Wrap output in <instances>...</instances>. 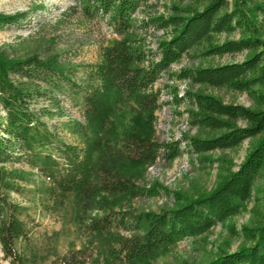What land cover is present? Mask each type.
I'll return each mask as SVG.
<instances>
[{
  "label": "trees",
  "instance_id": "16d2710c",
  "mask_svg": "<svg viewBox=\"0 0 264 264\" xmlns=\"http://www.w3.org/2000/svg\"><path fill=\"white\" fill-rule=\"evenodd\" d=\"M251 1L264 10L259 0H239ZM78 2L87 18L104 19L116 36L102 47L98 61L83 64L80 77L77 66L63 61L58 53L12 58L0 51V244L4 258L9 264L49 260L59 264H173L152 260L162 249L236 215L251 198L264 168V136L238 169L207 194L188 199L177 192L176 205L159 211L133 213L117 207L123 198L158 194L156 187L139 186L136 180L161 157L172 161L180 156L182 141L200 156L234 148L264 132V66L258 67L264 60V24L255 10L226 9L228 0H207V5L194 10L174 5L169 15L153 12V0ZM137 12L143 15L137 18ZM19 16L0 14V23ZM148 31H162L156 46L149 43ZM236 31L242 35L238 39L205 45L214 34ZM197 48L201 56L255 52L242 62L171 70ZM164 74L171 82L186 80L247 92L262 107L227 103L200 91L180 94L177 85L168 83L176 103L187 99L192 125L222 132L210 138L184 134L181 139L160 141L154 124L162 94L156 83ZM61 95L70 97L84 119H70L66 124L77 136L74 142L43 119L63 111ZM41 100L47 103L37 108ZM126 108L131 111L128 118ZM17 164L29 165L49 182L41 190L46 210L62 213L69 202H75L83 247L60 255L56 245L60 233L47 230L29 207L12 199V193H23L29 181L28 173ZM94 210L102 214L93 215ZM242 230L256 242L223 251L207 263L179 264H264V226Z\"/></svg>",
  "mask_w": 264,
  "mask_h": 264
},
{
  "label": "rangeland",
  "instance_id": "374dc122",
  "mask_svg": "<svg viewBox=\"0 0 264 264\" xmlns=\"http://www.w3.org/2000/svg\"><path fill=\"white\" fill-rule=\"evenodd\" d=\"M259 1L264 3L262 0ZM228 2L226 9L238 6L251 10L252 13L255 10L258 21L260 20L264 24V10H259L253 5L256 1L247 4L240 3L239 0H228ZM153 3L156 5L152 9L153 12L169 15L172 13L174 5L180 9H201L207 5V0H153ZM0 14L20 15L13 22L0 23V51H5L12 58L26 57L33 53H39L42 56L58 53L63 61L77 66L78 77L82 75L83 64L98 61L102 47L116 38L104 19L87 18L83 14L78 0H0ZM142 15V12H137L136 17L140 18ZM263 29L262 27V31H264ZM161 35L162 31H148L149 43L152 46L157 45V38ZM241 36L239 31L214 34L205 42V45L227 39H238ZM200 52L198 48L191 50L189 54L174 63L171 70H179L182 67L216 66L230 62H242L255 50L212 56H201ZM261 65L264 66V60L258 67ZM168 83L177 85L180 94L186 90L200 91L213 94L227 103H241L254 109L262 107L247 92L227 86L194 84L186 80L171 82L167 74H164L156 83V87L161 88L162 94L161 106L156 112L154 124L156 138L160 141L177 140L184 134L210 138L222 132L192 125L186 111L189 105L187 99L176 103ZM61 101L64 107L63 111L60 114L45 116L43 119L52 128H56L66 140L74 142L77 140V136L67 130L66 124L70 119H84L78 108L72 104L69 96L61 95ZM43 102L45 100H41L36 107H41ZM124 113L127 118L131 115L128 108L124 110ZM239 124L245 125L246 122L239 120ZM263 136L264 132L244 140L234 148L216 149L200 156L189 150V147L186 148L185 142H183L181 143L182 155L172 161L161 157L155 164L147 167L142 176L136 180L139 186L156 187L158 194L123 198L117 209L133 213L159 211L162 208L176 205L175 193L177 192L188 199L207 194L216 188L231 171L238 169L259 138ZM15 167L23 168L28 173L29 181L24 184L23 193H12V199L29 207L30 212L43 223L47 230L60 233L59 241L56 243L60 255L69 252V250L83 247L84 241L75 221V213H77L75 202H69L68 207H65L62 213L46 210L42 204L41 190L49 182L29 165L17 164ZM91 213L93 215L102 214V211L94 210ZM231 226L235 233L231 231ZM244 226L253 229L264 226V168L254 183L251 198L245 202L239 213L229 217L223 223L216 224L207 232L182 239L176 244L162 249L152 261L173 264L207 263L223 251L232 252L242 246H251L255 243L257 239H248L243 235ZM0 264H9V261L4 258L1 244ZM44 264L59 263L49 260ZM88 264L93 263L89 262Z\"/></svg>",
  "mask_w": 264,
  "mask_h": 264
}]
</instances>
